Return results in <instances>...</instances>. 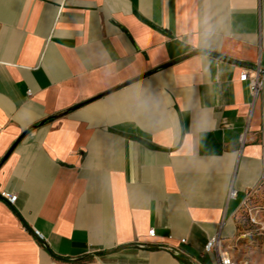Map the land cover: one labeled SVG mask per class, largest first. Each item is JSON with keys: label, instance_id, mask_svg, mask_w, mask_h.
<instances>
[{"label": "crops", "instance_id": "obj_1", "mask_svg": "<svg viewBox=\"0 0 264 264\" xmlns=\"http://www.w3.org/2000/svg\"><path fill=\"white\" fill-rule=\"evenodd\" d=\"M259 68L264 0H0V264H217L219 233L246 258Z\"/></svg>", "mask_w": 264, "mask_h": 264}, {"label": "built area", "instance_id": "obj_2", "mask_svg": "<svg viewBox=\"0 0 264 264\" xmlns=\"http://www.w3.org/2000/svg\"><path fill=\"white\" fill-rule=\"evenodd\" d=\"M240 79L249 83L253 102H255L264 87V71L259 68L253 75H251L249 71L245 69L242 72ZM1 196L10 204H15L18 199V195L16 193H10L8 191H2ZM236 196L237 190L232 188L230 191V198H234ZM251 201H253L252 196L243 204L241 208V210L247 211L249 222L253 225V229L251 231L242 233L243 237L251 235L252 231L258 234H264V203L258 202L259 204H252ZM35 233L40 239H44L43 234L39 230H36ZM149 235L154 237L156 235V229L152 228L149 231ZM182 241L186 242L187 239L183 238ZM222 241V236L219 233L210 238L205 246L206 251L215 252L217 254L218 264H250L248 259H237L233 255L229 254Z\"/></svg>", "mask_w": 264, "mask_h": 264}, {"label": "rangeland", "instance_id": "obj_3", "mask_svg": "<svg viewBox=\"0 0 264 264\" xmlns=\"http://www.w3.org/2000/svg\"><path fill=\"white\" fill-rule=\"evenodd\" d=\"M259 201H251L252 204H259ZM240 243L237 244L236 250L238 254L241 256H245L252 263L254 262L253 254L251 253V249H257L258 251L264 252V234H258L252 231L251 235L247 237L240 238ZM218 264V259H217Z\"/></svg>", "mask_w": 264, "mask_h": 264}, {"label": "trees", "instance_id": "obj_4", "mask_svg": "<svg viewBox=\"0 0 264 264\" xmlns=\"http://www.w3.org/2000/svg\"><path fill=\"white\" fill-rule=\"evenodd\" d=\"M239 233L242 234L253 229V225L249 222L248 214L246 210H241L236 217Z\"/></svg>", "mask_w": 264, "mask_h": 264}, {"label": "water", "instance_id": "obj_5", "mask_svg": "<svg viewBox=\"0 0 264 264\" xmlns=\"http://www.w3.org/2000/svg\"><path fill=\"white\" fill-rule=\"evenodd\" d=\"M149 246V245H148ZM147 247V246H146Z\"/></svg>", "mask_w": 264, "mask_h": 264}]
</instances>
